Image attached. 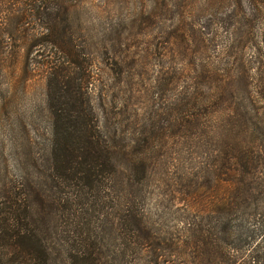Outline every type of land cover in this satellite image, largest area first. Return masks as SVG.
Instances as JSON below:
<instances>
[{
  "label": "rangeland",
  "instance_id": "rangeland-1",
  "mask_svg": "<svg viewBox=\"0 0 264 264\" xmlns=\"http://www.w3.org/2000/svg\"><path fill=\"white\" fill-rule=\"evenodd\" d=\"M50 1L0 0V264H264V0Z\"/></svg>",
  "mask_w": 264,
  "mask_h": 264
},
{
  "label": "trees",
  "instance_id": "trees-1",
  "mask_svg": "<svg viewBox=\"0 0 264 264\" xmlns=\"http://www.w3.org/2000/svg\"><path fill=\"white\" fill-rule=\"evenodd\" d=\"M43 4L41 6L37 5L38 9L40 7L42 8L41 12H45L46 9V5L51 1L50 0H43ZM57 1V2H56ZM55 2L58 4V6L60 7L59 10H61L63 13H65V3L64 0H55ZM67 7V6H66ZM48 9V8H47ZM21 16H16V18H19ZM45 18L48 20V17L45 16ZM63 22L61 23V29L62 30H67V24H66V18L61 19ZM191 27H194L193 24L189 23ZM46 39L49 38L50 34H46ZM45 39V40H46ZM48 41V40H47ZM51 42V41H50ZM50 69H52V65L50 66ZM74 107L71 111L73 112L74 115H70L71 116V123L73 124V126L76 127L77 125L84 124L87 125L90 123V125L88 127H91V123H92V130L95 132V134H90L89 136L86 137L85 139V143L88 144V151H86L87 156L90 159H97L98 156V150L102 149V145H101V140L100 137L97 136V133H99L98 131V124L95 121H92V119H88V121H85L82 118V101L81 98H77L75 103H74ZM75 109V110H74ZM74 110V111H73ZM91 120V122H90ZM70 122V121H69ZM100 134V133H99ZM102 143L104 144V142L102 141ZM255 165H256V161L254 159H241L240 162L238 163H234V170L238 172L237 175H235L234 177H232L231 181H232V186L231 189H233L235 192L233 193L234 197H244L245 195H248V193L250 192L251 188H254L251 185V181L253 180V178L251 177V175L255 172ZM245 173V174H243ZM95 173H93L94 175ZM219 183H221L222 181H218ZM237 199V198H236ZM238 200V199H237ZM224 204H231L229 201L224 202ZM224 207V206H223ZM226 207V206H225ZM39 242V241H38ZM40 243V242H39ZM36 243V249H40L39 252L34 256L30 257L33 258L34 264H48V258L47 255L45 253V248L48 249L50 247L49 246H43L44 248L41 249V244ZM88 260V258H86ZM37 260V261H36ZM263 260V258L261 257V259H258V261ZM93 263H96V260L92 259Z\"/></svg>",
  "mask_w": 264,
  "mask_h": 264
}]
</instances>
